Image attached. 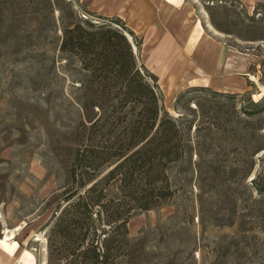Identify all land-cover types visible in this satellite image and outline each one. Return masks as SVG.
Listing matches in <instances>:
<instances>
[{
    "label": "rangeland",
    "instance_id": "rangeland-1",
    "mask_svg": "<svg viewBox=\"0 0 264 264\" xmlns=\"http://www.w3.org/2000/svg\"><path fill=\"white\" fill-rule=\"evenodd\" d=\"M186 4L202 20L197 54L208 62L215 45H223L248 58L245 91L156 74L143 63L142 36L121 18L93 10L89 0H0V240L14 232L35 264H63L49 255L47 225L70 186L74 135L85 121L81 84L88 74L59 50L60 21L69 10L95 23L116 20L141 41L139 66L155 77L182 142L181 159L166 169L170 197L160 207L131 211L130 246L114 249L109 264H264V111L249 115L254 104L264 106V0ZM109 190L107 198L131 197L114 185Z\"/></svg>",
    "mask_w": 264,
    "mask_h": 264
},
{
    "label": "trees",
    "instance_id": "trees-1",
    "mask_svg": "<svg viewBox=\"0 0 264 264\" xmlns=\"http://www.w3.org/2000/svg\"><path fill=\"white\" fill-rule=\"evenodd\" d=\"M66 17L60 21L59 50L88 74L81 84L85 121L74 135L70 186L47 225L49 255L63 264H109L114 249L130 246L131 211L160 207L170 197L166 169L181 159L179 124L163 109L155 77L139 66L135 49L141 41L132 31L116 20L95 23L71 10ZM187 92L178 95L176 106ZM254 106L251 117L264 111ZM86 123L94 140L90 131L84 134ZM113 185L131 197L107 198Z\"/></svg>",
    "mask_w": 264,
    "mask_h": 264
},
{
    "label": "crops",
    "instance_id": "crops-1",
    "mask_svg": "<svg viewBox=\"0 0 264 264\" xmlns=\"http://www.w3.org/2000/svg\"><path fill=\"white\" fill-rule=\"evenodd\" d=\"M89 0V6L104 16H116L125 21L135 34L141 35L144 65L156 74L167 75L172 80L177 74L191 76L199 86H212L224 91H245L248 58L235 55L223 45L216 46L207 62L196 49L203 40L199 37L190 43L196 23L186 0ZM193 28V29H192ZM237 71V76H233ZM203 74V76H201ZM9 243L8 249L0 244V264H23L17 242ZM35 264V261H34Z\"/></svg>",
    "mask_w": 264,
    "mask_h": 264
},
{
    "label": "bare ground",
    "instance_id": "bare-ground-1",
    "mask_svg": "<svg viewBox=\"0 0 264 264\" xmlns=\"http://www.w3.org/2000/svg\"><path fill=\"white\" fill-rule=\"evenodd\" d=\"M168 2H171V3H177L176 0H167ZM203 33V29H202V25L201 23L198 21L196 23V28L194 29V32L192 34V36L190 37V43L191 44H195L196 41L199 39V37L202 35ZM253 78V77H252ZM19 228H16L15 230H18ZM8 232V231H7ZM14 237H15V233L14 232H11L9 234H6L4 236L3 239L0 240V244H2L5 248L8 249L9 247V243L10 242H14V245L16 244L15 241H14ZM38 239V238H37ZM21 262L23 264H34V257L33 255L28 252V251H24L23 255H22V260Z\"/></svg>",
    "mask_w": 264,
    "mask_h": 264
}]
</instances>
